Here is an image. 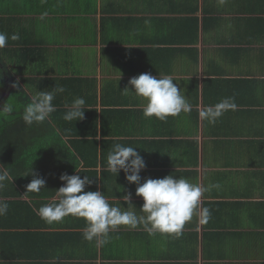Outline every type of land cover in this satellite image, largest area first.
Masks as SVG:
<instances>
[{"label":"crops","instance_id":"0c3cea01","mask_svg":"<svg viewBox=\"0 0 264 264\" xmlns=\"http://www.w3.org/2000/svg\"><path fill=\"white\" fill-rule=\"evenodd\" d=\"M0 61L100 141L0 139V264H264V0H0Z\"/></svg>","mask_w":264,"mask_h":264},{"label":"trees","instance_id":"16d2710c","mask_svg":"<svg viewBox=\"0 0 264 264\" xmlns=\"http://www.w3.org/2000/svg\"><path fill=\"white\" fill-rule=\"evenodd\" d=\"M7 94H9V96L6 98L5 95ZM12 96H15L13 101L11 100ZM8 104H13L14 107L11 109L7 106ZM37 104L38 102L34 101L32 96L27 94L22 85L14 79L8 64L0 61V109L10 111L11 114L15 115V118H17L11 121L4 119L0 123V139L10 134H51L61 141H63V136L72 137L73 140H71L70 143L73 146L74 152L67 147L65 151H61L62 156L64 153H67V158L71 165L74 164L72 166L74 168L81 166V163H83L84 167L94 165L96 167L99 159L98 154L100 153V141L97 139L98 130L95 122L93 121L91 125L85 124L83 128L71 127V125H74L71 121L60 120L52 110L45 109V113L49 115L50 119H52L51 121L47 118L46 114H40V117L36 118L33 122L22 123L20 117L22 115L29 117V114L38 110ZM40 104L42 105L43 102L40 101L39 105ZM81 109H83V111L85 110V113H94L93 110L88 111L87 108ZM74 136L77 138H74ZM63 144L64 146L66 145L65 143Z\"/></svg>","mask_w":264,"mask_h":264},{"label":"rangeland","instance_id":"374dc122","mask_svg":"<svg viewBox=\"0 0 264 264\" xmlns=\"http://www.w3.org/2000/svg\"><path fill=\"white\" fill-rule=\"evenodd\" d=\"M15 99V96H12L11 97V100L13 101ZM15 104V103H14ZM9 108H13L14 106H13V104H8L7 105ZM15 108H16V106H15ZM4 117V112L3 111H0V123L2 122V118Z\"/></svg>","mask_w":264,"mask_h":264},{"label":"water","instance_id":"95a60500","mask_svg":"<svg viewBox=\"0 0 264 264\" xmlns=\"http://www.w3.org/2000/svg\"><path fill=\"white\" fill-rule=\"evenodd\" d=\"M9 96V94L5 95V97L7 98Z\"/></svg>","mask_w":264,"mask_h":264}]
</instances>
